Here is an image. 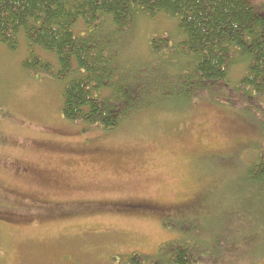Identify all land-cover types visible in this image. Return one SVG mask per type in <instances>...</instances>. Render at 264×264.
I'll return each mask as SVG.
<instances>
[{
	"label": "rangeland",
	"instance_id": "374dc122",
	"mask_svg": "<svg viewBox=\"0 0 264 264\" xmlns=\"http://www.w3.org/2000/svg\"><path fill=\"white\" fill-rule=\"evenodd\" d=\"M129 27L114 37L131 72L152 66L153 37L181 38L163 14ZM27 54L22 33L0 44V264H128L169 241L193 244L192 264H264V96L159 104L104 130L64 119L71 77L30 74Z\"/></svg>",
	"mask_w": 264,
	"mask_h": 264
},
{
	"label": "trees",
	"instance_id": "16d2710c",
	"mask_svg": "<svg viewBox=\"0 0 264 264\" xmlns=\"http://www.w3.org/2000/svg\"><path fill=\"white\" fill-rule=\"evenodd\" d=\"M162 14L176 20L181 38L153 37L152 66L125 70L114 34L130 29L137 16ZM80 20L85 32L76 29ZM20 33L28 47L26 71L71 77L60 105L69 121L110 130L159 104L235 103L238 94L250 103L264 96V5L250 0H0V44L15 50ZM33 47L51 53L56 66ZM237 65L243 73L231 85L229 71ZM257 108L264 130V107ZM253 167L264 171V158ZM196 250L169 241L153 256L131 253L128 264H192L203 259Z\"/></svg>",
	"mask_w": 264,
	"mask_h": 264
}]
</instances>
